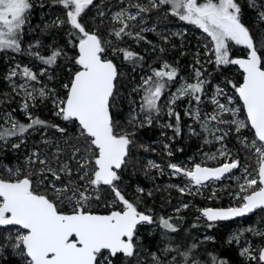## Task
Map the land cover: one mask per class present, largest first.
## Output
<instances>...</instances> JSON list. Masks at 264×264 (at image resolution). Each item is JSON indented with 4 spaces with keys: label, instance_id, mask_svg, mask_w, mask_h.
<instances>
[{
    "label": "snow or ice",
    "instance_id": "1",
    "mask_svg": "<svg viewBox=\"0 0 264 264\" xmlns=\"http://www.w3.org/2000/svg\"><path fill=\"white\" fill-rule=\"evenodd\" d=\"M53 2L65 10L66 21L58 20L57 23L67 22L70 25L72 31L69 36L75 38L70 42L77 49V54L71 58L77 67L69 82L63 85L66 89L65 95L53 102L55 115L74 126L75 139L83 144V154L77 161L79 180L71 179L73 170L68 164L54 169L36 151L27 157V164L45 167L35 170L7 168V175H0V230L7 233L6 236H0V248H11L16 255L24 258V264H113L114 259L121 255L126 264H131L132 258L137 257L140 252L139 228L156 221L152 215L139 211L137 204L129 201L117 184L121 180L120 171L129 163L134 133L128 132L115 118L120 73L117 65L108 58V54L109 51L113 55L122 53L124 60L131 62L142 57L133 51L112 47L110 40L86 29L81 23V17L89 6L94 5V0ZM149 3L151 8L140 4L132 5L137 9L134 14L128 9L115 13L113 20L120 27L113 29L109 35L118 40L124 36L145 39L140 32L133 33L129 30L128 21H135L138 17L142 20L141 13L166 6L172 16L195 26L205 34L207 63H214L218 70L221 66H238L241 75L240 82L226 81L225 87L231 86V95L223 87H215L210 97V103L214 106L211 112L202 113L200 108L202 97L206 94V85L210 81L204 78V73L199 68L194 69L192 82L181 78L182 82L168 100V115L175 117L174 130L177 134L180 133L181 116L172 105L184 99L190 105L185 115L199 123L201 129L216 141L222 142L228 133L219 127H213V124L234 126L237 134L250 128L254 134L251 142H247L246 137L244 142L245 147L253 150L257 157L256 174L253 176L248 173L244 176V183L240 184L239 193L236 194L240 201L239 206L204 208L201 210L202 216L209 222H215L242 217L258 208L264 209V35L254 38L249 27L242 22V9L237 0H149ZM252 6H255L254 0ZM32 8L31 0H0V52L22 51L21 37ZM99 14L103 15V12ZM259 19L264 21V12L259 13ZM233 46L242 47L245 54L234 57ZM28 54L51 66L63 53L53 49L48 56H42L39 52ZM197 63L201 62L197 60ZM178 75L176 67L164 62L160 69L153 70L151 76L142 78V83L134 89L143 93L141 103L138 111L133 109L129 114L128 123L139 121L141 127L145 123L150 126L154 116L160 114L161 97L169 85L176 83ZM18 76L24 79V83L15 84L14 78ZM6 79L12 84L14 91L19 88L24 92L22 109L30 122L19 123L9 116L6 122L10 127L4 128L0 125V140L23 136L37 126L54 127L58 132L66 133V128L49 125L38 117L33 118L28 112V101L37 99L34 95L36 89L30 83L38 82L36 73L27 66L21 67L17 64L10 69ZM30 87L32 90H29ZM50 91L41 88L39 97L46 98ZM221 98L224 102H221ZM140 114H143V120H140ZM241 115L244 116L243 119L238 118ZM167 127L172 128L173 125L168 124ZM192 131L195 133L194 129ZM218 132L221 134L216 135ZM19 147L20 144L13 145V148ZM80 152L81 149L76 148L74 158ZM219 154L223 157L229 156L223 150ZM55 158L59 160L58 155ZM210 158L214 159L215 156ZM149 164L159 167L151 161ZM240 166L238 159H230L216 168L203 167L198 163L191 168L176 163L168 165L174 175H183L197 188L210 180H219ZM245 172L247 173V169ZM49 174L52 179L48 178ZM62 174L70 179L66 183L57 184V181H62ZM101 186H108L113 194L106 204L111 210L104 214L90 210L94 201H101ZM138 191L142 192L143 189ZM179 191L184 193L185 188H180ZM170 220L171 218L160 217L159 224L163 229L174 233L178 229ZM247 231L264 237V231L252 228ZM233 239L238 240L239 237ZM231 242L230 240L229 243ZM195 247L193 244L187 251L179 252L178 249L168 246L164 252L177 251L182 257V264H199L191 257ZM253 251L255 250L246 247L240 251V255L257 261V264H264V247L259 248L258 255H253ZM151 257L152 264H163L156 253H151ZM170 264H176V257L172 258ZM212 264L227 262L212 257Z\"/></svg>",
    "mask_w": 264,
    "mask_h": 264
},
{
    "label": "rangeland",
    "instance_id": "2",
    "mask_svg": "<svg viewBox=\"0 0 264 264\" xmlns=\"http://www.w3.org/2000/svg\"><path fill=\"white\" fill-rule=\"evenodd\" d=\"M42 1L43 0H31V2H35L36 5H40ZM237 2L240 5L241 3H244L245 9H247L243 20L249 23V26L247 25V27H249L253 33L254 38H259L264 35V21L259 19V13L264 12V0H254V7L252 6L253 0H243V2L242 0H237ZM135 4H140L141 6L151 8L149 0L94 1V5H96L93 6L95 7L94 16L102 21V26H96V28L94 27L90 32H97V34L102 38L110 40L112 42V47L127 49L135 53L139 48L143 49L147 53H153L157 50L162 52H167V50L169 52H178L179 49L180 58L181 56L182 58L187 57V60L185 59L182 62L184 67L183 73L179 74L174 86L170 87L169 85V87L165 90V93L161 97L160 101V114L158 116H154L153 122L160 130V138L155 139L152 142H139L140 146H134V152L143 160L144 171H146L148 175L154 172L157 177L161 179L163 183H165V187L160 189L163 192L164 199L169 202L172 201L170 213H180L188 210L193 212L195 219H203L206 221V219L201 214V210L204 208L239 206L240 201L237 199L236 194L239 193L240 184L244 183V176L248 173L252 174L253 176L256 174L255 170L257 169V157L253 154V150H249L247 147H245L244 142L245 137L247 138V142H251V140L254 139V134L250 128L243 129L241 130V133L237 134L235 132L234 126L213 124V127H219L224 132L228 133L222 142H218L214 139V137L204 132L201 129L199 123H196L193 119L185 115V111L190 107L188 100H179L175 105H172V107L182 117V121L184 122V137L186 139H194V144L190 146V152L186 156L175 159L173 158L175 155V151L173 150L172 146L174 136L172 133V128L167 127L168 124H171V119L173 116L168 115V100L170 99L171 94L175 92L179 83L182 82L181 78H183V80L192 82L194 77V69L199 68L201 71H203L204 78L210 81V83L206 85V94L202 97L203 103L200 105L202 113L211 112L213 110L214 106L210 103V97L213 95L217 85L223 87L225 92H227L229 95L232 94V90L230 85L225 87L227 81L226 78H220L217 75V66L214 63H207L208 56L205 55L204 49V44L206 43L205 34H203L201 30L197 29L195 26L180 21L177 17L172 16L170 14V10H168L166 6H162L160 9H151L149 12L141 13V17H143L142 20L140 17H138L135 21H128L130 25L129 30L133 33L140 32V35L142 36L141 33L144 32H157L161 37L159 41L150 42L146 39L137 40L134 36H124L122 39L118 40L114 36H110L109 33L113 29H118L120 27V24L113 20L115 13L121 11L122 9H128L129 12L134 14L137 12V9L132 7V5ZM101 12H103V15L99 14ZM32 17L33 15L29 13L28 18L31 19ZM58 20L63 19L60 15L52 14L45 18V23L47 25L58 24ZM142 28L155 30L141 31ZM186 37L191 39V45L187 44V46H184ZM23 39L24 38L22 36L21 41ZM232 49L235 51L234 55L232 54L234 57H239L235 56V53H243V55L245 54V50L240 46H233ZM29 52H39L42 56H48L52 51L51 49L47 48V46L45 47L42 45L40 41L30 42L29 39H27L24 42L22 51L20 53H15L11 50L0 52V125H2L4 128L10 127V124L6 122L8 117L11 116L8 111L9 103L13 104V106H15L25 118H28L25 111L22 109V104L25 101L24 92L19 88L14 91L12 84L6 79L10 69L15 68L17 64H19L21 67H29L38 76V82H30L31 85L36 89L34 95L37 97L35 101H28L30 105L28 112L31 113L32 117L35 110L40 105H47L49 110L55 115L56 108L53 101L56 98H63L66 92V89L63 88V85L67 82L60 81L59 71L57 69L54 70L55 64L51 66L45 65L35 56L29 55ZM112 57H114L117 61L124 59L122 53L117 52L115 55H113L111 51H109L108 58L111 59ZM180 58L178 59V62L180 61ZM197 60H199L201 63H197ZM164 62L167 61L163 59L160 61V65H151L146 70L135 68L130 69L131 74H138L135 75V77L138 76L139 82H137V84H135L131 89V93L126 95L127 101L124 105L126 123L124 124V128L128 132L141 128L139 121L133 124L128 123L129 114L133 109L138 111L139 105L141 103V96L143 95L142 92L134 91V89H136L142 83V78L151 76L153 70L160 69ZM14 82L16 85H19L24 83V79L18 76L14 78ZM41 88H44L46 91L51 90L46 98L41 99L39 97V90ZM29 90H32V88L30 87ZM221 102H224L223 98H221ZM143 118V114H140V120H143ZM238 118L243 119L244 116L241 115ZM189 126H191V128ZM193 129L195 130V133H193ZM220 134L221 133L219 132L216 133V135ZM35 136L38 138V142L40 143L39 147H35L32 142L24 137V135L13 136L11 140H3V145L6 147L9 145V148H11V150L16 153L15 155H17L19 162L14 163L13 165H5L0 163V175H6L7 168H21L22 170L31 168L32 170H35L36 168L45 167L44 165L39 164L34 166L27 164V157L31 156V154L36 151L40 154V158H46L51 167L54 169H58L62 164H68V166L73 170L71 179L78 181L79 173L77 172V161L83 154L82 142H73L71 141L70 136L50 132L45 128H36L30 134L32 139H34ZM205 140L210 142L206 143ZM45 141H47V143H45ZM14 144H20V147L18 149H14L12 147ZM165 145L168 147L166 148ZM76 148H80L81 152L74 158L73 153ZM57 149L60 151L57 152ZM221 150L227 152L229 156H220L219 153ZM169 152L172 154L168 155ZM56 155L59 156V160L55 158ZM213 155L215 158H210ZM230 159H238L241 166L221 179L210 180L198 188L193 187L188 179L183 175H174L172 169L168 167L170 163H176L188 168H191L197 163L201 164L202 166L217 167L221 166L225 162H228ZM149 161L158 164L159 167H152L149 164ZM245 169H247V173L245 172ZM48 178L52 179L50 174L48 175ZM69 179L70 177L62 174V181H57L56 183H66ZM180 188H185V192L181 193L179 191ZM138 189L140 188L135 186L134 192H129L130 198H127L129 201H132L137 205L139 203L142 204L144 199L142 194L143 191L140 192ZM107 191L104 190L103 186H101V201H94L90 210L99 213H107L111 210L106 206V204L112 199L113 194L111 189ZM199 199H205L207 202L205 203L206 205H202ZM185 204H187L188 207H183ZM177 209H179V211H177ZM101 210H106V212ZM138 210L152 215V213L148 210H142L140 208H138ZM144 226L147 227L146 229H148V231L157 232L160 235L159 245L161 246V253H152H156L163 264H170L173 257H176V264H182V257H180L177 251L170 253L164 252L165 247L168 246L178 249L179 252H184L191 248L193 244H195L196 247L192 250L191 257L192 259L198 261L199 264H206V257L211 259V262L212 257L217 258L216 253L211 251L209 247L210 243L216 242L217 240V236L213 232L202 234L201 228H196L193 230L189 229L190 236L187 234L183 235V237H180L174 236L175 233L173 232L160 228L156 223L151 225L145 224ZM249 228L256 229L258 231H264V209L260 210L259 213H257L250 221L245 222L242 219H238L232 225L227 226L225 232L223 233V240L227 244L232 243L235 247H237L238 255L240 256V259L244 261V263L257 264V261L249 260L247 257L240 255V251L246 247L254 249L255 251H253V255H258L259 248L264 246L260 241L261 236L254 235L253 232L247 231ZM236 236L239 237L238 240L233 239V237ZM230 240L232 241L231 243H229ZM149 256L151 257V254Z\"/></svg>",
    "mask_w": 264,
    "mask_h": 264
},
{
    "label": "trees",
    "instance_id": "3",
    "mask_svg": "<svg viewBox=\"0 0 264 264\" xmlns=\"http://www.w3.org/2000/svg\"><path fill=\"white\" fill-rule=\"evenodd\" d=\"M31 3L33 4V8L31 9L30 13L33 15V17L31 19L28 18V21L24 26L22 35L24 39L21 41V47L23 48L24 42L29 39L30 42L40 41L42 45H44L45 47L47 46V48L51 49V51L53 49L61 50L63 54L58 57L54 65V70L57 69L59 71L61 82L68 83L72 73L76 70L77 67L71 59L77 54V49L73 47V43L70 42L75 40L74 37L69 36V32L72 31V29L70 28V25L67 22L63 24L53 25H47L45 23V18L52 14L60 15L62 19L66 21L65 10L62 6L55 4L53 0H43L40 5H36L35 2ZM93 6H89V8L86 9V11L82 14L81 17V23L85 25L88 31H91L94 27L96 28V26H102V21H100L99 18H96L94 16L95 7ZM240 6L243 15L242 22L246 26H249V23L243 20L244 15H246L247 9H245L244 3H241ZM141 34L147 41L150 42L159 41V39L161 38L157 32H144ZM190 40L191 39L186 37L184 41V46H187V44L191 45L192 42H190ZM137 50L136 53L139 57H142V59H137L134 62L126 61L124 59L117 61L114 57L111 58L113 62L117 65L118 71L120 73V76L117 81L118 97L116 103L118 105V109L114 110L115 118L123 126L126 123L124 106L125 102L127 101L126 95H129L134 85L139 82L138 76L135 77V75L138 74H131L130 69L135 68L146 70L151 65H160V61L164 59L168 62V64L176 67L178 69V73L181 74L184 71L182 62L185 59L187 60V57L182 58L181 56L180 58L179 49L178 52H169L168 50L167 52H162L157 50L153 53H147L141 48ZM234 52L235 51L232 49L233 55ZM235 56H243V53H235ZM179 58L180 61L178 62ZM217 75L220 78L223 77L226 78V80H232L233 82L241 81V75L240 71L238 70V66H221L219 70L217 69ZM174 85L175 84H171L170 87ZM8 111L11 115V118L18 121L19 123L27 124L30 122L28 118H25L11 103L8 104ZM37 117L41 120L48 122L49 125H59L67 129L66 133L63 134L58 132L54 127L45 128L48 131L70 136L71 141L78 142L75 139L76 131L74 126L72 124H68L67 122L63 121L60 117L54 115L53 112L49 110V107H47V105L38 106V108L33 114V118ZM171 124L173 125L172 133L174 136L172 146L173 150L175 151V155L173 156V158L175 159L179 157H184L190 152V146L194 144V139H186L184 137V122L182 121V117L180 121L179 134H177L174 130L176 124L174 116L171 119ZM36 128L41 127L37 126ZM35 129H30L27 133L24 134V137L30 142H32L35 147H39L40 143L38 142V138L36 136L34 137V139L30 137V134ZM130 133H134V136L132 137L133 145L130 146L129 163L127 167L123 168L120 171L119 174L121 175V180L117 182L122 194H124L126 198H130L129 192H134L135 186H138L140 189H143L142 194L144 197L143 203H139L137 205L138 208L151 212L154 220L156 221V224L160 228H162V226H160L159 224V218L164 217L171 218L170 222H172L177 227L178 230L174 232V236L183 237V235L187 234L188 236H190L189 231L196 228H201L202 234L213 232L217 236V240L216 242L210 243L209 247L211 251H214L216 253L218 259L225 260L227 264H247L240 259L237 247H235L232 243L227 244L223 240V233L225 232L226 227L232 225L236 220L212 223L207 220L206 222L203 219H195L193 212L188 210L180 213H170L172 201H166L163 197V192L161 190L163 187H165V183H163L154 172L148 175V173H146V171H144L143 169V160L140 158L139 155L134 152V146L138 145L139 147L140 143L142 142H152L153 140L160 138V130L154 124V122H152L150 126L144 124V126H142L141 128H138L135 131H130ZM12 138L13 136L7 138V140H11ZM2 142L3 140H0V163H3L5 165H13L14 163H18L19 159L17 158V155H15L16 153L13 152L11 148H9V145L6 147L5 145H3ZM103 188L106 191L110 190L108 186H103ZM199 201L202 205H206L205 203H207L205 199H199ZM101 211L106 212V210ZM256 214L243 218L242 220H244L245 222L250 221L254 218ZM146 228L147 227L144 225L139 228L138 244L140 246V252L137 257L132 258L131 264H137V261H139V264H152V257H150L149 255L152 252H160V235L157 232L148 231V229ZM6 235L7 234L3 230H0V236ZM260 241L261 244L264 245V237H261ZM205 259L207 260L206 264H212L211 259H209L208 257H206ZM0 264H24V258L16 255L11 248H0ZM113 264H126L125 258L121 255L114 259Z\"/></svg>",
    "mask_w": 264,
    "mask_h": 264
},
{
    "label": "water",
    "instance_id": "4",
    "mask_svg": "<svg viewBox=\"0 0 264 264\" xmlns=\"http://www.w3.org/2000/svg\"><path fill=\"white\" fill-rule=\"evenodd\" d=\"M203 167H207V166H203ZM217 167H219V166H217ZM208 168H216V167H208ZM235 169H233L232 171H234ZM228 174H230V173H226L224 176H226V175H228ZM224 176H222V177H224ZM221 177V178H222ZM220 178V179H221ZM208 208V207H207ZM211 208H228V207H211ZM260 210H263V209H260V208H258V209H256V210H254L252 213H248V214H246L245 216H242V217H235V218H232V219H229V220H222V221H233V220H238V219H243V218H246V217H249V216H253L254 214H256L257 212H259ZM146 213V212H145ZM101 214H104V213H101ZM148 214V213H147ZM215 222H220V221H215ZM212 223H214V222H212ZM264 247V246H263Z\"/></svg>",
    "mask_w": 264,
    "mask_h": 264
}]
</instances>
